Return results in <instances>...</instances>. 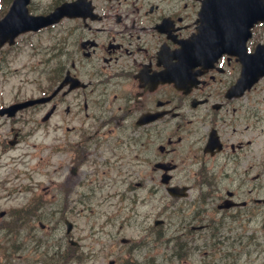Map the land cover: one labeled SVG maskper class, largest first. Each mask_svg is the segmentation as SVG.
Masks as SVG:
<instances>
[{
    "label": "flooded vegetation",
    "instance_id": "1",
    "mask_svg": "<svg viewBox=\"0 0 264 264\" xmlns=\"http://www.w3.org/2000/svg\"><path fill=\"white\" fill-rule=\"evenodd\" d=\"M65 1L77 0H30L28 8L45 14ZM79 3L33 31L48 32L51 85L42 94L50 95L48 121L65 126L64 144L52 148L66 152V187L76 184L71 174L97 172L110 186L111 175L125 174L147 190L136 201L158 193L177 206L164 223L182 244L180 264H264V75L244 84L239 53L185 61L201 0ZM258 43L264 21L247 49ZM199 252L208 262L188 260Z\"/></svg>",
    "mask_w": 264,
    "mask_h": 264
},
{
    "label": "rangeland",
    "instance_id": "2",
    "mask_svg": "<svg viewBox=\"0 0 264 264\" xmlns=\"http://www.w3.org/2000/svg\"><path fill=\"white\" fill-rule=\"evenodd\" d=\"M11 3L0 0V18ZM48 42L47 31L28 32L14 45L0 49V105L39 96L51 85ZM47 108L41 105L18 112L12 119L0 117V212L5 211L0 215V264H57L58 260L108 264L113 259L180 264L176 255L179 240L169 231L164 233L166 226L154 223L164 217L160 212L163 205L155 199L158 196L135 205L131 198L136 192L142 196L144 190L130 189L132 178L125 181V174H117L113 186L107 182L98 185L92 179L100 180L99 174L90 171L80 177L71 174L76 184L69 185V190L65 184L61 187L70 174L67 155L51 146L63 145L66 131L64 124L54 129L52 122H42ZM15 131L20 140L11 144ZM65 218L74 224L70 233ZM144 226L150 227L149 232ZM123 237L137 239L140 247L132 251L130 243H122ZM70 238L79 242L77 249L71 246ZM198 242L208 245L209 238H199ZM203 249L208 251V247ZM208 256L199 252L188 260L199 263Z\"/></svg>",
    "mask_w": 264,
    "mask_h": 264
},
{
    "label": "water",
    "instance_id": "3",
    "mask_svg": "<svg viewBox=\"0 0 264 264\" xmlns=\"http://www.w3.org/2000/svg\"><path fill=\"white\" fill-rule=\"evenodd\" d=\"M28 1L29 0H14L8 14L0 20V44L8 38L13 40L21 31L30 28H39L53 22L64 14L71 13L67 9L68 5L62 4L56 8L57 10L50 14L34 16L28 12ZM202 7V14L206 17H204V23L201 27V38H210L213 41L209 44L205 39L203 42L195 45L197 47L196 53L202 56L208 54L218 55L222 50L226 49L224 45H220L215 50L217 44L214 40L219 38V34L210 35V33H218L222 30H227L229 28L228 23L231 21L233 25L235 23L237 24L236 28H240L241 32H248L253 21L258 18H264V0H204ZM214 19L217 22L216 25L209 24ZM245 38L246 36L244 40ZM261 54H264V49L261 50ZM46 99H48V97L27 101L20 105L24 106L29 102L43 101ZM48 114L46 117H48ZM67 224L68 230H70L72 228V223L67 220Z\"/></svg>",
    "mask_w": 264,
    "mask_h": 264
},
{
    "label": "trees",
    "instance_id": "4",
    "mask_svg": "<svg viewBox=\"0 0 264 264\" xmlns=\"http://www.w3.org/2000/svg\"><path fill=\"white\" fill-rule=\"evenodd\" d=\"M57 264H66V260H58V263Z\"/></svg>",
    "mask_w": 264,
    "mask_h": 264
}]
</instances>
